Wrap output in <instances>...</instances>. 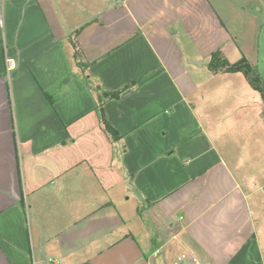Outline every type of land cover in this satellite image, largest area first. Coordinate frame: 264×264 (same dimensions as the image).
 Wrapping results in <instances>:
<instances>
[{"label": "crops", "instance_id": "0c3cea01", "mask_svg": "<svg viewBox=\"0 0 264 264\" xmlns=\"http://www.w3.org/2000/svg\"><path fill=\"white\" fill-rule=\"evenodd\" d=\"M261 46L264 0H0V264H264L263 102L208 68Z\"/></svg>", "mask_w": 264, "mask_h": 264}, {"label": "trees", "instance_id": "16d2710c", "mask_svg": "<svg viewBox=\"0 0 264 264\" xmlns=\"http://www.w3.org/2000/svg\"><path fill=\"white\" fill-rule=\"evenodd\" d=\"M72 49V58L75 62V65L77 66V70L83 76L93 94H95L97 103L96 109L100 120V125L103 130L112 139H114L117 137V133L111 127L105 117L103 110V101L106 97L118 98L126 88L130 87V84L120 87L119 89H116L114 91H106L101 87L99 83H96V81H94L93 78H91L87 74L86 68L89 63L84 61L81 55H79V50L76 44H72ZM208 68L213 73L235 71L243 72L249 85L259 93L264 106V80H262L257 68L255 66H252L245 57H241L238 61L230 63L226 60V58L221 54L220 51H215L211 54L210 60L208 62Z\"/></svg>", "mask_w": 264, "mask_h": 264}, {"label": "built area", "instance_id": "2783aa9c", "mask_svg": "<svg viewBox=\"0 0 264 264\" xmlns=\"http://www.w3.org/2000/svg\"><path fill=\"white\" fill-rule=\"evenodd\" d=\"M14 63L12 60L8 59L7 60V70L11 69L13 67Z\"/></svg>", "mask_w": 264, "mask_h": 264}, {"label": "rangeland", "instance_id": "374dc122", "mask_svg": "<svg viewBox=\"0 0 264 264\" xmlns=\"http://www.w3.org/2000/svg\"><path fill=\"white\" fill-rule=\"evenodd\" d=\"M257 8H258V6H255V12L257 11ZM260 41H262V39H260ZM260 50L262 51V53L264 54V47L263 46H261L260 47ZM255 66V65H254ZM256 67V66H255ZM257 68V67H256ZM258 70V69H257ZM259 72V71H258ZM260 74V73H259ZM261 78H262V80H263V77L261 76Z\"/></svg>", "mask_w": 264, "mask_h": 264}]
</instances>
